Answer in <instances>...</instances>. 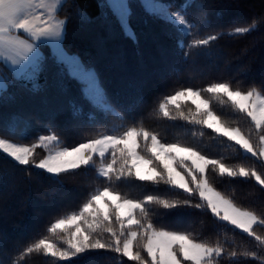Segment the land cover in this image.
Instances as JSON below:
<instances>
[{"label":"snow or ice","instance_id":"1","mask_svg":"<svg viewBox=\"0 0 264 264\" xmlns=\"http://www.w3.org/2000/svg\"><path fill=\"white\" fill-rule=\"evenodd\" d=\"M243 7L241 0H142L139 6L130 0H72L70 5L68 0H0V126L15 132L20 121L43 125L30 143L0 138V154L14 170L35 172L60 185L82 172L91 173L96 185L82 193L70 215H59L63 205L58 202L35 210L38 218L56 214L48 230L67 233L61 235L63 243H53L39 232L33 237L13 231L8 193L0 194L5 204L0 208V264H29L35 254L54 258L52 264H62V259L82 264L100 250L119 254L120 264H221L225 256L239 255L226 249L227 241L198 239L179 220L167 223L154 218L150 205H162L171 210L167 214L177 216H190L199 209L224 229L240 236L247 233L252 246L244 255L255 259L246 264H264V232L257 231L264 228V204L237 206L212 186L208 174L209 166L213 171L218 168L221 174L243 177L244 183L264 194V75L247 86L230 80L210 82L207 88L182 85L159 104L163 115L169 116V102L191 100L195 109L181 111L180 116L222 133L261 167H231L202 154L195 145L167 142L155 130L134 126L155 93L169 87L173 64L191 60L193 48L205 56H219V42L226 36L264 31V0L259 9L248 5L253 9L249 15H234ZM138 16L144 25L139 32L132 26ZM77 29L91 37L88 47L76 43ZM157 30L179 41L176 60H170L163 47L153 50L141 43V34L147 40ZM122 34L137 45L131 61L109 47V41ZM260 47L264 49V43ZM113 81L115 87L110 86ZM209 95L226 96L250 118L252 129L245 133L223 123L210 107ZM117 110L133 126L58 146L61 137L73 130L83 134L94 126L106 128ZM38 149L47 154L38 157ZM137 179L163 183L174 198L122 196L117 181Z\"/></svg>","mask_w":264,"mask_h":264},{"label":"trees","instance_id":"2","mask_svg":"<svg viewBox=\"0 0 264 264\" xmlns=\"http://www.w3.org/2000/svg\"><path fill=\"white\" fill-rule=\"evenodd\" d=\"M71 2L72 0H68L69 5ZM241 2L245 7L238 9L234 15L247 16L253 10L248 5H255L256 9H259L261 4V0H241ZM130 3L135 6L142 4L139 0H130ZM105 15L107 16V12ZM132 26L133 30L139 32L144 27L142 17H134ZM140 39L142 44L146 43L153 50L159 47L166 49L170 60H176L179 55V41L170 40L160 34L158 30L147 40L143 34ZM191 40L192 37H189L188 42ZM75 41L78 45L88 47L91 37L86 30L82 32L77 29ZM219 43L222 47L219 56H205L193 48L191 60L174 63L169 87L155 93L150 105L139 111L134 126L155 130L167 142L195 145L202 154H208L211 159H220L231 167L238 168L241 164H255L257 167H261L258 160L247 159L251 154L243 153L242 149L238 151L236 143L229 138L206 125H200L180 116L179 112L181 111L188 113L190 107L195 109V104L191 100L183 99L177 104L169 102V116H164L162 110L159 109V104L164 101V97L174 94V90H178L182 85L207 88L210 82L230 80L233 85L239 83L242 86H247L251 81H258L261 75H264V49L260 47L264 43V31H257L251 35L226 36ZM109 47L131 61L137 45L131 36L122 34L111 39ZM246 66L247 71H245ZM112 73L113 69L109 68L107 75L110 79ZM110 86L115 87V81ZM206 98H209L210 107L220 116L223 123L230 127H239L245 133L252 129L250 118H247L245 113L238 111L226 96L209 95ZM86 111H92V109H86ZM130 126H133V122L120 110H117L111 115L106 128L94 126L83 134L73 130L66 137H61V144L58 146L84 142L88 136L103 133L106 130H110L109 134L119 133ZM42 128L43 125L37 122L25 125L20 121L17 122L15 132L5 131L0 126V137L9 138L17 143H30L34 141L35 135ZM253 138L255 139L254 132ZM44 153L45 151L42 149L41 155ZM208 174L212 186L231 198L237 206L259 208L264 204V194L251 184L244 183L243 177H231L227 173L221 174L218 168L213 171L211 166H209ZM116 186L120 189L122 196L127 195L129 198L143 197L146 194L174 198V194L168 192L167 186L163 183L157 186L151 182L137 179L136 182L117 181ZM94 187L96 185L91 173L82 172L60 185L44 176H38L35 172L29 174L21 170H14L11 164L5 160L4 154H0V194L8 193L6 206L9 225L13 231L27 232L33 237L36 232H39L42 236L50 237L53 243H63L61 235L66 236L67 233H64L62 229H58L57 233H51L48 230L51 223L54 222L56 214L51 217L38 218L35 215V210L47 208L52 202H58L63 205L59 215L62 216L65 213L70 215L72 211L76 210L82 193L85 190L90 192ZM3 207H5L4 201L0 200V208ZM149 211L154 218L167 223L179 220L180 226L186 228L198 239L219 240L221 243L227 241L226 249L231 247L238 251L239 255L235 258L225 256L221 264H246V261L255 259L244 255L245 251L252 246V241L247 238V233L243 236L234 234L218 224L215 218L200 212L199 209L193 210L190 216L187 213L179 216L169 215L167 213H170L171 210L165 209L162 205H150ZM239 231L237 230V232ZM257 231L264 232V228H257ZM53 260L54 258L50 256L35 254L30 258L29 264H52ZM62 264H67V261L62 259ZM82 264H120V258L119 254L100 250L99 254L84 258Z\"/></svg>","mask_w":264,"mask_h":264},{"label":"rangeland","instance_id":"3","mask_svg":"<svg viewBox=\"0 0 264 264\" xmlns=\"http://www.w3.org/2000/svg\"><path fill=\"white\" fill-rule=\"evenodd\" d=\"M141 3H142V0H139ZM183 99H185V98H180L178 101H180V100H183ZM219 134H221V135H223L222 133H219ZM1 138V137H0ZM228 138V137H227ZM14 142V141H13ZM234 142V141H233ZM17 143V142H16ZM235 143V142H234ZM44 151H45V153H44V155H46L47 154V151L45 150V149H43ZM41 151H42V149H38L37 151H36V153H35V155H37L38 157L39 156H41ZM243 151V150H242ZM246 154H250V153H246ZM98 155V154H97ZM190 163V162H189Z\"/></svg>","mask_w":264,"mask_h":264}]
</instances>
